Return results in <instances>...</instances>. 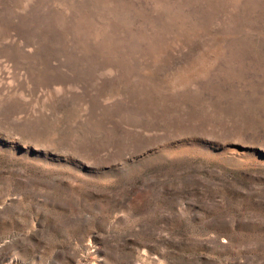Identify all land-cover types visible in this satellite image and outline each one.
<instances>
[{"label":"rangeland","instance_id":"rangeland-1","mask_svg":"<svg viewBox=\"0 0 264 264\" xmlns=\"http://www.w3.org/2000/svg\"><path fill=\"white\" fill-rule=\"evenodd\" d=\"M0 264H264V0H0Z\"/></svg>","mask_w":264,"mask_h":264}]
</instances>
